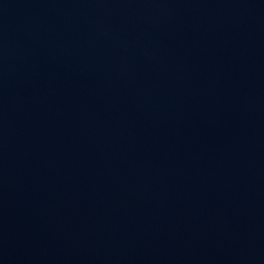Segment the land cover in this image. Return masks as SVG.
I'll list each match as a JSON object with an SVG mask.
<instances>
[{
    "label": "water",
    "instance_id": "water-1",
    "mask_svg": "<svg viewBox=\"0 0 264 264\" xmlns=\"http://www.w3.org/2000/svg\"><path fill=\"white\" fill-rule=\"evenodd\" d=\"M0 264H264V0H0Z\"/></svg>",
    "mask_w": 264,
    "mask_h": 264
}]
</instances>
